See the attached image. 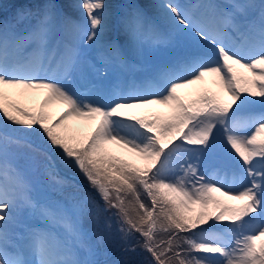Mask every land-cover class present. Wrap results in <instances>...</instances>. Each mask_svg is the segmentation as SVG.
Instances as JSON below:
<instances>
[{"label": "snow or ice", "instance_id": "snow-or-ice-1", "mask_svg": "<svg viewBox=\"0 0 264 264\" xmlns=\"http://www.w3.org/2000/svg\"><path fill=\"white\" fill-rule=\"evenodd\" d=\"M67 7L82 17L66 11L65 0H30L0 20V114L6 124L39 132L89 188L73 193L71 203L42 198L34 174L17 163L21 139L0 128V264H135L101 252L111 234L126 242L125 254L147 253L145 264H264V0L207 4L202 12L168 3V32L127 0L116 14L123 39L103 45L105 65L117 75L101 81L93 79L89 49L101 44L109 5L74 0ZM174 39H184L188 49L148 68V53ZM26 44L33 50L21 56ZM206 77L218 91L202 90L187 102L178 95ZM14 90L46 95L30 111L12 99ZM52 102L64 111L49 123L44 108ZM249 104L261 110L237 119ZM151 105L168 113L146 118L125 111ZM70 117L89 122L91 131L79 138L58 131ZM217 133L247 180L240 191L209 175ZM113 144L146 163L112 156L107 146ZM25 146L35 175L60 189L63 181L49 171L46 155ZM90 192L99 200L89 199ZM214 193L243 203L224 204ZM101 216L108 221L103 226L84 228L85 219Z\"/></svg>", "mask_w": 264, "mask_h": 264}, {"label": "rangeland", "instance_id": "rangeland-1", "mask_svg": "<svg viewBox=\"0 0 264 264\" xmlns=\"http://www.w3.org/2000/svg\"><path fill=\"white\" fill-rule=\"evenodd\" d=\"M152 2H155L156 5L154 8L150 9L153 14H150L153 17H158L157 19H151V22L153 26H155L158 30L161 32H168L171 31V29L162 30V26L166 28L167 25L171 24L172 17L167 9L166 6H163L155 1L151 0ZM191 4H187L188 0L185 2V5H182L183 8H187L193 12H202V5L212 4V0H190ZM195 1V2H194ZM69 4H72L74 1L69 0ZM107 4L109 5L108 8V16H107V28L103 34V38L101 41V44L96 46L94 49H89V63L94 65L93 69V79L96 81H101L105 79V74H107V78L109 79L110 73L113 71L111 68L106 67V65L103 63V59H101V56H97L99 53V49L102 48L104 44H107V42L111 41L109 40L111 38L110 31L112 32V27L114 23V19H116V14L122 10L119 6L124 5L127 3V0H106ZM137 3L140 5L148 4L147 0H136ZM223 3H243L245 0H222ZM159 6L165 7V9H157ZM4 7V3L2 0H0V9ZM7 9V8H6ZM73 10L75 11L76 15L75 17H82V13L78 9H69L70 13H73ZM112 11V13H111ZM13 15L8 12L7 16L9 19ZM28 23L27 21H25ZM25 22L21 23L22 26ZM118 29V27H117ZM119 31V30H118ZM119 39H123L122 33L119 32ZM27 47H31V45L24 46V48L21 51V56H23L24 49ZM188 49V43L184 39L179 40H173L170 46L165 45L159 48V50L154 51L155 54L151 56L148 54L146 57V62H148L147 67H156V66H163L168 63H171L169 61L174 60V58H177L179 54L182 51H185ZM151 60V61H150ZM101 70H104V79H99V72ZM214 78L213 77H206L205 84L206 88L209 91H218V86L213 83ZM203 89V83L202 84H194L190 85L187 88L179 89L178 95H180L182 98L185 99L187 102L191 98H194L197 93L200 92V90ZM46 93L42 90H14L12 94V99L14 101H17L21 104L22 107L26 108L30 111H37L39 110L40 104L43 102L45 98ZM223 99L229 100L230 97L223 93ZM261 106L258 104H249L242 106L241 110L237 114V119H242L249 115L250 113L254 111H260ZM44 111L47 113L49 117V123L54 122L61 112L64 111V106L57 103L52 102L47 107L44 108ZM129 114H136L141 115L146 118H149L153 115L159 114L161 116H164L168 113V109L164 108L163 106L159 105H151L146 108H133V109H127L125 110ZM6 123V122H5ZM3 126L5 125L2 123ZM11 123H7L5 126L10 130ZM19 127L20 126H16ZM14 127V129H15ZM35 127V126H34ZM12 129V131H14ZM21 131H23L29 138V141H31L35 146H38V148L46 155L48 161L51 163L52 168L55 167L59 168L61 167L60 174L57 175L59 179L63 181L62 187L60 189L53 188L46 179H44V175L42 176H36L34 172L32 171V160H33V154L26 148V139H24L22 136H19L16 132L15 135L19 137L22 141L21 145V152L19 156L17 157V163L19 164L20 168L23 169L24 166L27 168L28 172L34 174L35 179L38 182V193L39 195L43 197H51L53 199L57 198H63L67 200L69 203L72 202V194L75 192L84 191L89 188L88 182L84 178V176L80 173V171L72 164H68L65 162L64 158L61 156L60 152L53 150L48 142L46 141V138L40 135L39 132H34L31 130H24L21 128ZM58 131H64L69 136H75L77 138L86 135L88 132L91 131V125L89 122L85 120H78L76 118L70 117L67 120L63 122L61 125V128L58 129ZM217 140L218 143L216 145V148L214 149L213 153L210 156V164L206 167L209 170V174L212 175H219L221 178H223L226 183L227 187L232 189V191L237 192L243 189V187L247 184V180L243 179V173L240 169L239 164L230 156V154L224 149L223 147V137L221 134L217 133ZM109 153L114 157H120L122 159L127 160L129 163H132L136 166H144L146 163L142 158L138 156H134L133 154L128 153L127 149L121 147L120 145H108L107 146ZM62 159V161H61ZM51 168V169H52ZM49 170L51 172H54L52 170ZM42 174V173H41ZM40 175V174H39ZM41 184V185H40ZM215 196H217L221 201H223L224 204L227 205H239L243 203V201L240 200H229L227 197L220 196L219 193H214ZM89 199H93L94 202L99 200V197L95 196V193L90 192L89 193ZM102 204L103 202L100 201ZM198 208L199 206H194ZM210 211L215 213L219 209L215 206H211ZM108 221L103 217L99 218H87L82 223L86 230L93 231L97 225L103 226ZM210 231L213 232H222L224 231L223 228L210 229ZM166 237V236H165ZM164 238V237H163ZM126 246V242L122 241L117 235L111 234L108 241L101 246V252L107 255L108 259L111 260H119L121 258L124 259H131L135 262V264H145L146 260L148 259L147 253L142 252L139 248L135 253H128L125 254L123 251V248ZM102 256L101 258H103Z\"/></svg>", "mask_w": 264, "mask_h": 264}, {"label": "bare ground", "instance_id": "bare-ground-1", "mask_svg": "<svg viewBox=\"0 0 264 264\" xmlns=\"http://www.w3.org/2000/svg\"><path fill=\"white\" fill-rule=\"evenodd\" d=\"M162 3H164V2H162ZM172 24H173V21L171 22V24L167 25V28L171 29ZM103 74H104V72H100V75H103Z\"/></svg>", "mask_w": 264, "mask_h": 264}, {"label": "trees", "instance_id": "trees-1", "mask_svg": "<svg viewBox=\"0 0 264 264\" xmlns=\"http://www.w3.org/2000/svg\"><path fill=\"white\" fill-rule=\"evenodd\" d=\"M17 130H18V132H22V133H24L23 131H21V128H19V127H17ZM25 134V133H24ZM31 142V141H30ZM32 143V142H31ZM61 161H62V159H61ZM166 239V238H165Z\"/></svg>", "mask_w": 264, "mask_h": 264}]
</instances>
